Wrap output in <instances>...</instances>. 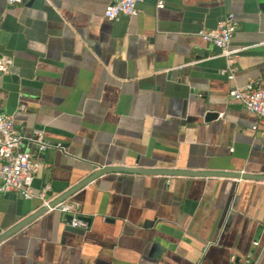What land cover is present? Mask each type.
I'll return each mask as SVG.
<instances>
[{
    "label": "crops",
    "instance_id": "obj_1",
    "mask_svg": "<svg viewBox=\"0 0 264 264\" xmlns=\"http://www.w3.org/2000/svg\"><path fill=\"white\" fill-rule=\"evenodd\" d=\"M111 1L0 0V113L47 144L31 145L34 194L49 184L53 200L93 165L264 175L263 127L230 96L264 88L262 0H145L109 20ZM229 12L226 56L200 31ZM67 201L83 233L48 211L0 243V264H264V180L117 172ZM41 206L0 191V235Z\"/></svg>",
    "mask_w": 264,
    "mask_h": 264
},
{
    "label": "built area",
    "instance_id": "obj_2",
    "mask_svg": "<svg viewBox=\"0 0 264 264\" xmlns=\"http://www.w3.org/2000/svg\"><path fill=\"white\" fill-rule=\"evenodd\" d=\"M8 4H24L27 0H6ZM145 0H112L105 9V17L109 20H117L120 17H130L139 14V4ZM157 6L164 5L165 0H156ZM239 28V23L235 13L229 12L227 16L219 22L214 29H204L200 35L208 42L219 48L222 54L230 56L234 50L230 49V43ZM9 60L0 57V72L8 70ZM230 80L235 79L234 70H224ZM230 96L240 102L246 110L255 113L264 131V88L258 81L251 80L241 86H234L230 89ZM24 108V106H22ZM257 126H254L256 129ZM37 144L39 150L46 148L43 132L36 131L32 137L23 136L12 115L0 113V191L17 192L26 199L38 198L42 205L49 207L52 200L49 196L51 186L46 184L39 193L34 194L32 186L37 173L44 163L31 150V145ZM49 211H60L64 214L72 215L71 225L74 227H87V222L83 220L74 205L65 200L49 207ZM258 244V241L254 242Z\"/></svg>",
    "mask_w": 264,
    "mask_h": 264
},
{
    "label": "water",
    "instance_id": "obj_3",
    "mask_svg": "<svg viewBox=\"0 0 264 264\" xmlns=\"http://www.w3.org/2000/svg\"><path fill=\"white\" fill-rule=\"evenodd\" d=\"M261 7L264 9V0L260 2ZM219 116L218 112H208L206 114L207 120H212ZM117 172H127V173H139V174H160V175H171V176H202V177H210V176H223V177H233V178H245V179H254V180H264V175H256V174H247L240 172H225V171H196V170H182V169H164V168H136L131 166H121V165H93V172L89 174L86 178L75 184L72 188L64 192L59 197L51 200L49 202V207L55 206L57 203L62 202L70 198L77 191L88 185L90 182L96 180L97 178L109 174V173H117ZM49 207L42 205L38 210L34 213L27 216L22 221L18 222L15 226L10 228L4 234L0 235V243L10 237L11 235L18 232L24 226L43 215L44 213L49 211ZM88 219V218H82ZM68 222V228L75 232L83 233L84 230L79 227H74L71 225L72 215H68L66 217Z\"/></svg>",
    "mask_w": 264,
    "mask_h": 264
}]
</instances>
